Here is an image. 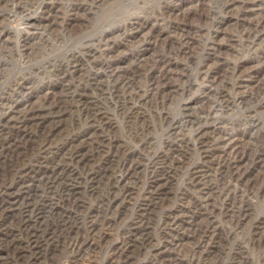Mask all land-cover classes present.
I'll return each instance as SVG.
<instances>
[{"label": "rangeland", "instance_id": "1", "mask_svg": "<svg viewBox=\"0 0 264 264\" xmlns=\"http://www.w3.org/2000/svg\"><path fill=\"white\" fill-rule=\"evenodd\" d=\"M86 4L0 0V264H264V0ZM225 137L254 145L238 176Z\"/></svg>", "mask_w": 264, "mask_h": 264}, {"label": "bare ground", "instance_id": "2", "mask_svg": "<svg viewBox=\"0 0 264 264\" xmlns=\"http://www.w3.org/2000/svg\"><path fill=\"white\" fill-rule=\"evenodd\" d=\"M46 1V0H45ZM47 1H49V2H53L54 0H47ZM79 1H83V3L85 2V3H87L86 5L88 6L87 7V10H88V8L90 7V9H92L93 8V6L94 5H96V4H99L100 2H102V1H104V0H79ZM256 2V1H255ZM258 2V1H257ZM63 3V2H62ZM61 3V4H62ZM51 4V3H50ZM54 5V4H53ZM83 7H85L84 6V4L82 5ZM73 7V6H72ZM80 9H82V8H80V7H78V8H74V9H72V10H70V11H68L67 12V14L69 13V15L68 16H71L72 17V19H73V21H76L74 18H73V16H72V14H75L76 12H78ZM44 10H45V13L46 14H48V15H46V20H45V22L47 23V24H50L51 26H54V25H56V20H57V17H55L54 16V13L52 12V7L51 6H48V7H44ZM57 12V11H56ZM81 12V11H80ZM258 12L259 13H264V9H261V8H259V10H258ZM53 13V14H52ZM53 18V19H52ZM77 22V21H76ZM30 24V22H29V20H28V25ZM29 28V27H28ZM117 33V32H116ZM131 33V32H130ZM7 34V33H6ZM29 34V33H28ZM27 35V34H26ZM135 35V34H134ZM3 36L2 35H0V49H5L6 48V40H4L3 38H2ZM191 39V38H190ZM113 42V41H112ZM100 43H101V45H103L104 47H105V50L107 51V53H109L110 52V49L112 48L111 46H110V44L108 43V42H106L105 41V37L104 36H102V40L100 41ZM191 44H192V42H191V40H187V42L186 43H184L183 44V46H184V49L185 50H183V51H185V52H188L189 50H190V47H191ZM213 45V44H212ZM214 47H216V45L215 46H211V48H209V53L210 52H215V53H219L220 52V50H219V48L217 49V47H216V49L214 48ZM24 48H25V50H26V54L29 56V48L24 44ZM110 54V53H109ZM187 55V54H186ZM143 56V55H142ZM28 58V60H30V58L29 57H27ZM217 61H222V59H220L218 56H217V58H214V62H215V64L216 65H218L219 63L217 62ZM159 63L161 62L160 60L158 61ZM170 64L171 63H169V61L168 62H165L163 65H162V69L160 70V71H158V73L154 76V78H151V85H152V87H153V90H154V96L155 97H157V96H164V95H161V86H162V83H161V81H163V80H166L167 78H170L171 76V70H170V68H169V66H170ZM25 65V64H24ZM255 69V68H254ZM115 74H116V72H114ZM210 74V75H209ZM209 74H208V80H210V82L212 81L213 83H215V79H211V76H212V74L213 73H210L209 72ZM175 75V74H174ZM247 75V74H246ZM252 75H254V73H249L248 75H247V77L245 78V80H241V79H243V76H244V73L243 72H239V73H237V69H236V71H235V74H234V77H235V81H234V86H233V88L235 87V89L236 90H238V91H244L245 89H250L249 87H250V85L251 84H249L250 82H253V80H252ZM245 77V76H244ZM29 78V80H30V77H28ZM262 82H264V80L262 81ZM261 82V83H262ZM19 84L21 83V82H18ZM213 83L211 84V85H213ZM18 84V85H19ZM262 86V87H261ZM19 87H22V84H20L19 85ZM258 87H261V88H259V91H262L263 89H264V84H261V85H259ZM210 88V87H209ZM216 88V86L213 88V90H212V87H211V90H209L208 92H207V97L210 95L211 96V94L212 93H214V89ZM22 89H23V87H22ZM163 92V91H162ZM14 93V92H13ZM164 93V92H163ZM164 94H166V93H164ZM261 94V93H260ZM223 94L221 93V94H219L218 96H222ZM210 96H209V98H210ZM206 99V98H205ZM208 99V98H207ZM186 106V105H185ZM193 108H190V106H186L185 107V110L187 111V112H190L191 110H192ZM12 110V108L10 109V111ZM6 114H8V113H6ZM34 114V113H33ZM188 116H191V114L189 113H186ZM5 116V115H4ZM26 117V116H25ZM28 118V117H27ZM258 127H260V126H258ZM257 127V128H258ZM221 146H224L223 148H224V152H225V154H224V157L225 158H229V157H232L233 156V158L235 159L234 160V162H232L231 160H230V162H231V166H232V168H233V171H234V173H235V175L236 176H238L239 174H238V172H240V170L238 169V167H239V162H242L243 160H244V156H245V154L247 153V152H249V151H251L252 149H253V147H254V145L252 144V142L250 141V142H248V141H235V138H232V137H225V138H222V139H218V140H216L215 141V147H221ZM232 148V149H231ZM230 150V151H229ZM262 155L259 157V158H257V160H256V162H255V165L256 164H261V162H264V159H263V156H264V149L262 150ZM259 167L261 166V165H258ZM123 168H125V172H123L122 173V175L121 176H119V177H117V179H116V184H115V186H114V188L112 189V192L116 195L115 197H117V196H119V194L121 193L122 195H123V193H125V194H128V181L130 180V179H132L131 178V176H132V170H133V168H132V164L131 165H128L126 162H124V164H123V166H122ZM261 170L260 171H263L264 170V164L261 166ZM121 190V192L118 194V192ZM111 192V193H112ZM130 192V191H129ZM120 194V195H121ZM124 194V196H127V195H125ZM124 202V201H123ZM184 219H186V218H189L188 216H185V217H183ZM192 217L190 216V221L188 220V222L186 223L187 224V226H188V229H184V233L183 234H186L188 231H193L198 225H197V218H193L192 220ZM182 222V221H181ZM173 225H171L173 228H171V230H172V232H174L173 234V236H174V239H173V245L172 246H174L176 249H178V248H182V249H186V247L188 248V247H190L189 246V243L190 242H188V240H190V238H189V236H183V235H180L179 234V230H178V228L180 227V223H177L176 221L175 222H173L172 223ZM105 239H107V237H104ZM77 242V241H76ZM75 242V243H76ZM94 245H96V244H94ZM75 244H74V246H73V248L75 249ZM78 246V245H77ZM91 246V245H90ZM81 248V247H80ZM120 250L118 251V257H116V255H115V257H116V260H113V261H111V262H108V264H117V263H119V261L118 260H122V259H124L125 258V255H126V252H127V246L126 245H122V246H120V248H119ZM170 249V248H169ZM76 250V249H75ZM94 250V249H93ZM95 250H96V248H95ZM166 250H168L167 248H166ZM78 252V251H77ZM94 254H95V256H97L98 255V253H96V251H94ZM126 258H127V256H126ZM126 260V259H125ZM171 260L173 261V262H176V260L174 259V258H171ZM123 262V261H122ZM77 263V262H76ZM75 263V264H76ZM74 264V263H73Z\"/></svg>", "mask_w": 264, "mask_h": 264}]
</instances>
